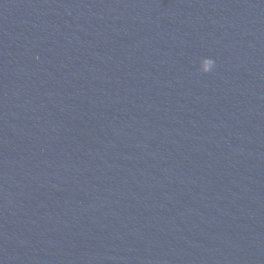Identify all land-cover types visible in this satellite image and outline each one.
<instances>
[{"label":"water","instance_id":"95a60500","mask_svg":"<svg viewBox=\"0 0 264 264\" xmlns=\"http://www.w3.org/2000/svg\"><path fill=\"white\" fill-rule=\"evenodd\" d=\"M0 264H264V0H0Z\"/></svg>","mask_w":264,"mask_h":264}]
</instances>
